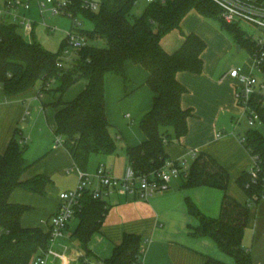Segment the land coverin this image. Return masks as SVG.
Listing matches in <instances>:
<instances>
[{
    "label": "trees",
    "instance_id": "16d2710c",
    "mask_svg": "<svg viewBox=\"0 0 264 264\" xmlns=\"http://www.w3.org/2000/svg\"><path fill=\"white\" fill-rule=\"evenodd\" d=\"M98 12H85L93 23L87 32L88 40L104 39L106 47L93 44L76 51L74 63L59 67V54L44 49L37 42L26 41L17 25H0V86L7 96H18L41 82V92L49 91L53 82L61 84L53 91L59 98L53 104L55 133L65 139L76 166L85 170L92 154L111 155L117 152V143L111 133L106 114L105 75L113 73L127 83L125 64L132 61L149 72L147 85L156 94L154 105L140 121L146 140L127 150L129 164L138 175L150 174L160 169L168 160L166 147L188 133V119L192 109L182 107L181 100L188 89L177 79L180 72L201 74L206 42L197 34L184 35L183 45L169 53L162 39L171 31L181 29V24L191 10L205 17L217 18L222 27L230 31L241 48L250 51L253 43L237 25L225 23L220 8L211 0H168L165 4L151 3L134 21L130 14L135 0H101ZM86 79V88L72 101L63 102V95L80 79ZM15 137L4 154H0V264H31L44 256L50 246V233L41 228H25L21 220L31 208L10 202L11 194L18 188L44 195L51 181L47 176L23 180V174L33 165L25 156L26 146ZM244 145L252 156L259 157L260 172L253 181L249 170L241 174L239 186L246 192L249 202H238L228 193V172L206 153L198 154L183 182V188L212 187L223 191L218 217L204 214L187 198L191 216L198 220L190 226V236L211 238L219 249L234 258L235 264H253L250 250L243 246V238L251 215V205L264 195V135L250 129L243 137ZM108 212L107 202L94 199L86 190L76 217L79 224L72 238L90 254L88 245L102 229ZM145 247L138 234L125 233L105 264H143ZM205 264H227L208 256Z\"/></svg>",
    "mask_w": 264,
    "mask_h": 264
},
{
    "label": "crops",
    "instance_id": "0c3cea01",
    "mask_svg": "<svg viewBox=\"0 0 264 264\" xmlns=\"http://www.w3.org/2000/svg\"><path fill=\"white\" fill-rule=\"evenodd\" d=\"M182 24L181 29L171 31L162 39L165 51L172 53L183 45ZM205 56L206 50L201 74L180 72L177 75L179 82L188 89L182 97V107L192 109L193 116L188 119L187 135L168 144L166 153L168 160L191 161V165L196 159L194 153L210 155L230 176L228 193L245 204L250 200L239 186L238 179L252 167L253 157L243 144V137L237 135L228 119L238 111L239 103L233 90L237 79L230 75V71L222 75L213 70ZM125 69L127 83L116 74L109 72L105 75L106 114L117 143V152L111 155L92 154L88 162H95L96 168L105 165L117 178L124 176L129 165L128 148L139 146L146 140L140 121L151 110L156 97L147 85L149 72L144 67L127 61ZM86 85V79L78 80L63 95V102L74 100ZM43 94L46 98L39 103ZM57 98L48 91L39 93L35 88L18 96H7L0 86V154L6 152L17 134L19 142L26 140L23 144L26 146L25 156L33 163L22 179L47 176L51 180L44 195L18 188L11 194L10 202L31 208L21 220L23 227L41 228L45 232L49 230V219L59 210V195L74 190L79 183L80 168L69 150L65 145L56 147V109L53 104ZM30 124L38 126L42 135L39 142L41 158L34 159L28 154L36 146L34 131L28 129ZM89 168L87 165L84 171L90 172ZM184 179L186 177L180 183H171L168 190L155 194L147 201L120 192L104 196L102 199L107 202L108 212L101 231L93 236L88 245L90 254L87 255L79 242L72 238L79 224L76 217V223H70L66 236L52 244L46 254L47 264L104 261L111 257L125 233L138 234L143 238V264H205L208 256L235 264L234 258L223 253L213 239L194 238L189 233V227L197 226L199 222L190 215L187 198L204 214L216 218L220 214L223 191L206 186L185 189ZM243 246L250 250L253 264H264V195L251 205Z\"/></svg>",
    "mask_w": 264,
    "mask_h": 264
},
{
    "label": "built area",
    "instance_id": "2783aa9c",
    "mask_svg": "<svg viewBox=\"0 0 264 264\" xmlns=\"http://www.w3.org/2000/svg\"><path fill=\"white\" fill-rule=\"evenodd\" d=\"M146 1L149 4H165L168 0ZM211 1L220 8V17L225 23L238 26L241 22H247L260 31L258 38L247 37L253 43L249 73H244L241 68L230 71V75L240 83L239 89H236L237 101L250 127L257 129L258 126H264V0ZM136 3L137 0H135ZM99 5L100 2L93 0H2L0 1V25L14 24L26 31H34L39 24L33 17L34 10L42 19L45 16L71 18L74 28L67 34L57 63L59 67H62L72 53L75 54L77 50L89 44L88 31L83 27L84 13L98 12ZM255 72L260 76L258 77ZM244 141L245 139L242 138L243 144ZM64 142L63 137L57 136L56 147L63 146ZM24 143L26 140L20 141L21 145ZM193 156L197 158L198 154L194 153ZM252 157L253 165L249 169V175L255 181L261 169L259 157ZM78 173L79 183L76 189L64 191L59 195V210L49 219L48 232L51 236V246L55 241L66 236L70 222L76 218L77 210L81 207L86 190H91L94 199H102L114 192H120L147 201L155 194L168 190L174 179L185 178L188 175L185 161L180 160H167L160 169L144 175H138L129 164L121 178L112 176L103 164L99 165L94 176L81 169H78ZM31 264H47L46 255L34 258ZM92 264L105 263L97 261Z\"/></svg>",
    "mask_w": 264,
    "mask_h": 264
},
{
    "label": "rangeland",
    "instance_id": "374dc122",
    "mask_svg": "<svg viewBox=\"0 0 264 264\" xmlns=\"http://www.w3.org/2000/svg\"><path fill=\"white\" fill-rule=\"evenodd\" d=\"M96 2H101V0H93ZM146 0H137V3L132 9L130 14V20L134 21L136 18L140 17L145 8L148 6ZM101 8V3L99 9ZM33 17L39 22L34 31H26L22 28L18 30V33L26 40L30 42L39 43L44 49L52 52L53 54L61 53L63 49L64 41L67 37L68 32L72 31L74 28V23L69 17H56V16H45L44 19L35 12ZM45 22V24H43ZM84 29L87 31L93 30L94 26L91 21L83 17ZM239 29L244 33L246 37L258 38L260 36V31H258L253 25L247 22H241L238 25ZM182 30L186 33H195L202 36L203 40L207 44L206 49V60L210 67L214 70H217L220 74H225L226 72L231 71L233 68H241L244 73H249L251 65V51L243 47L238 51V42L230 31L222 27V22L217 18L205 17L199 15L194 10H191L186 17L184 18L182 24ZM180 33V32H179ZM90 44H93L98 47H106L107 42L104 39H93L89 40ZM76 54L72 53L66 60L67 66H70L74 63ZM257 76L260 75L255 72ZM61 83L59 81L53 82L52 86L49 87V93L53 94V97L59 95L53 90L56 89ZM239 81L236 80L233 83V90L236 97V89H239ZM37 92H41V82L37 83L34 87ZM46 98V95L43 94L42 98L38 101L39 103ZM58 99V98H57ZM237 100V98H236ZM238 104V102H237ZM238 106V111L232 116H229V123L233 130H236V133L239 137H244L246 132L253 127H250L248 124V119L244 115L241 106ZM225 121V120H224ZM30 131H34V137L36 138V146L33 147L32 153L30 156H33L34 159L41 158V147L39 145L40 139L42 138L41 133L39 132L38 126L34 124L28 125ZM257 129L264 135V126H258ZM28 150V148H27ZM31 152V151H30ZM90 166L88 174L94 176L96 173L95 162L88 163ZM186 172L188 173L191 168V161H186ZM96 168V169H95ZM94 170V172H93ZM183 181V178L174 179L171 183H180ZM77 187V186H76ZM76 189V188H75ZM73 223H76L75 218L72 220ZM71 221V222H72ZM70 222V223H71ZM46 255V254H45ZM47 257V255H46Z\"/></svg>",
    "mask_w": 264,
    "mask_h": 264
},
{
    "label": "water",
    "instance_id": "95a60500",
    "mask_svg": "<svg viewBox=\"0 0 264 264\" xmlns=\"http://www.w3.org/2000/svg\"><path fill=\"white\" fill-rule=\"evenodd\" d=\"M240 50H241V46L239 45V46H238V51H240Z\"/></svg>",
    "mask_w": 264,
    "mask_h": 264
}]
</instances>
